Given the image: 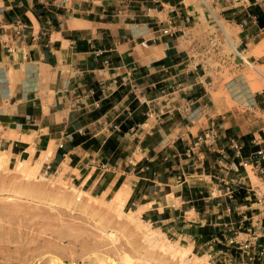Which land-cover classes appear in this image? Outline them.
<instances>
[{"label":"crops","instance_id":"1","mask_svg":"<svg viewBox=\"0 0 264 264\" xmlns=\"http://www.w3.org/2000/svg\"><path fill=\"white\" fill-rule=\"evenodd\" d=\"M50 1L0 0L1 41L10 42L4 28L14 20L29 26L26 40L13 43L15 53L0 48V151L9 161L44 156L43 172H63L69 185L95 198L128 190L125 207L152 224H171L180 239L189 238L193 253L211 241L213 217L199 208L213 203L207 188L216 165L230 163L238 172L242 181L234 198L240 209L260 205L250 202L256 189L241 164L264 148V139L236 131L231 119L237 111L228 108L224 97L215 98L220 78L210 72L211 62L189 58L199 30L193 29L190 41L162 38L154 44L167 10L154 17L143 14L144 7L158 3L196 18L201 17L198 10L190 9L187 0H132L128 16L121 18L115 15L118 0H84L66 20L67 6L54 10ZM260 1L241 0L242 7L225 13L219 4L220 16L238 28L247 14L257 18L240 42L264 31ZM168 84L176 92L163 95ZM103 87L109 89L105 94ZM213 124L217 145H203L188 158V149ZM232 139L245 143L241 157L230 147ZM248 147H253L250 153ZM149 183L163 187L168 204L142 194ZM253 209L242 224L254 216Z\"/></svg>","mask_w":264,"mask_h":264},{"label":"rangeland","instance_id":"2","mask_svg":"<svg viewBox=\"0 0 264 264\" xmlns=\"http://www.w3.org/2000/svg\"><path fill=\"white\" fill-rule=\"evenodd\" d=\"M79 2L84 0H51L50 4L54 10H65L67 6L70 10L67 20ZM186 3L190 9L201 13V17L197 15L199 18L193 16L192 27L199 30L193 46H202L199 53L203 62L210 61V72L220 78L215 98L224 97L228 108L237 111V116L231 115L237 132L248 137L260 135L264 139V88L254 89L264 85V78L255 71L256 68L264 74V54H258L264 49V31L255 40L244 39L239 46V37L244 33L220 16L222 7L218 0H187ZM259 5L264 8V0ZM199 24L205 25L208 31L211 28L208 35L217 36L220 45L211 44L208 31H201ZM206 47L211 52L204 55L202 51ZM248 150L250 153L253 147ZM0 156L4 158L0 164V264H245L238 246L228 247L227 240L236 233H242L241 238L246 239L244 234L248 230L264 234V206H255L258 201L254 196L250 201L254 206L248 205L254 208V216L248 215L251 219L241 223L251 208L249 211L240 209L234 198L242 180L230 163L213 168L215 178L207 188V198L213 203L199 208L213 217L207 235L211 241L181 260L161 252L147 237L154 231L160 243L175 245L178 249L192 247L189 238L180 239L171 224H152L129 206L119 214H110L108 201L113 196L95 198L69 185L62 178L63 172L46 174L44 156L29 162L19 158L9 161V156L1 151ZM248 174L255 189L264 191V184L251 167ZM149 184L142 189V194L150 195L161 206L164 202L168 204L163 187ZM131 211L137 214L131 216ZM124 221L132 222L129 225ZM198 239L201 241L198 245L202 246L205 242ZM95 257H98L96 261Z\"/></svg>","mask_w":264,"mask_h":264},{"label":"built area","instance_id":"3","mask_svg":"<svg viewBox=\"0 0 264 264\" xmlns=\"http://www.w3.org/2000/svg\"><path fill=\"white\" fill-rule=\"evenodd\" d=\"M216 1V0H215ZM133 4L132 0H118V5L121 7L116 6V13L117 17H126L128 16L129 11L131 10V6ZM159 4V5H158ZM155 6H146L143 9V14L146 17H154L160 14L163 10H167L168 19L165 22V27L161 29L159 35H156L151 42L154 44L161 42L162 38L172 39V40H183V41H190L192 39V33L194 27L193 24V16L188 12L182 13L180 7L177 6H165L164 4L158 3ZM218 4H222L225 8L224 12L237 10L241 5V0H218ZM225 20V19H224ZM228 23V22H227ZM257 25V18L251 14H247L245 18H243L239 22V29L242 33H244L248 27L256 26ZM29 26L27 23L22 21L21 19H16L8 28H4L6 36H8L10 42L0 40V48L5 49L6 53L11 55L16 52V48L13 46V43H20L24 42L27 38V30ZM222 28V27H221ZM220 40H218L217 36L214 39L210 40L211 44H215L216 42L220 45ZM250 42L251 40H248ZM243 42H240L239 46H241ZM246 45H248L246 43ZM202 47V46H201ZM200 46L195 45L190 49V53L193 55L189 57V53L187 54L189 58L193 60L196 57L199 60L203 61V56L199 53L202 49ZM203 54L209 53L210 49L206 47V50L202 51ZM238 53V51H236ZM106 66H109L108 62H105ZM202 65L201 63H199ZM117 85V81H114ZM167 90H171L172 92H176L173 85L168 84L167 88L162 90L161 93L165 95ZM109 89L106 87L102 88V93L105 94L108 92ZM118 129V127H115ZM219 135H218V128L213 124L211 128L190 147L187 151V157L191 158L196 154V150H198L201 146L205 145L207 147H215L218 143ZM245 143L240 142L236 139H232L230 141V147L234 150L236 157H241L242 151L245 148ZM63 147V145H61ZM228 159L227 154L223 153V158L221 161L225 162ZM244 170H247L248 167H251L259 176L262 184H264V148L259 149L254 155L253 159L250 161H245L241 164ZM253 188V187H252ZM254 190V189H253ZM258 203L264 206V191L258 189V191H253ZM233 198L230 196V199ZM230 211V210H229ZM242 233H236L234 237L229 238L227 246L237 245V249L241 252L242 257L246 259L245 264H264V235H259L257 232H251L248 230V233L244 234L247 238H241ZM228 246V247H229Z\"/></svg>","mask_w":264,"mask_h":264},{"label":"bare ground","instance_id":"4","mask_svg":"<svg viewBox=\"0 0 264 264\" xmlns=\"http://www.w3.org/2000/svg\"><path fill=\"white\" fill-rule=\"evenodd\" d=\"M73 26H77V24H74ZM258 54L259 55L264 54V49H262L260 52H258ZM255 71H256V73H258L259 76L264 78V74L260 70L255 68ZM263 88H264V85L260 84V85L256 86L254 89L255 90H261ZM3 160H4V158L2 156H0V164L3 162ZM58 175H61L60 171H59ZM127 198H128V190L122 189L118 194H116V196L114 198H112L111 200L108 201L109 205H108L107 212H109L110 214H119L122 211V209L125 207V204L127 202ZM131 214H132L131 216H133V215H136L137 213L134 211H131ZM131 220L133 221L134 219L132 218ZM132 221H124V222L130 225V223ZM111 236H112V234H111ZM147 237L150 241L154 242V245L156 246V248H159L161 250V252L172 256L174 259L180 258L181 260H183V259L187 258L190 254H192L191 247L190 248L180 247L178 249V248H176L175 245H165L162 242L160 243L159 237L156 236V232H154V231L150 232ZM97 259H98V257H95V261ZM199 260H201V259L199 258ZM128 262H129V260L127 261V263ZM195 264H198V263H195Z\"/></svg>","mask_w":264,"mask_h":264}]
</instances>
